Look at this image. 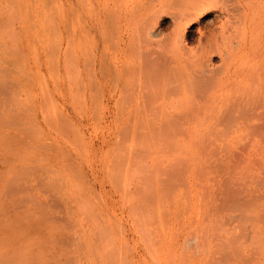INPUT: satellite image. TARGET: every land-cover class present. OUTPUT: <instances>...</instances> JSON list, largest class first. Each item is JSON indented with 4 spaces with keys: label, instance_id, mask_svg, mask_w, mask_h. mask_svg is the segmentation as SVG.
<instances>
[{
    "label": "rangeland",
    "instance_id": "1",
    "mask_svg": "<svg viewBox=\"0 0 264 264\" xmlns=\"http://www.w3.org/2000/svg\"><path fill=\"white\" fill-rule=\"evenodd\" d=\"M185 2L0 0L1 161L17 197L47 201L45 223L62 234L43 264H264V131L234 130V117L145 119L144 75L178 82L164 67L172 36L180 50L200 33L220 42L223 3L178 27ZM124 62L138 71L124 75Z\"/></svg>",
    "mask_w": 264,
    "mask_h": 264
},
{
    "label": "bare ground",
    "instance_id": "2",
    "mask_svg": "<svg viewBox=\"0 0 264 264\" xmlns=\"http://www.w3.org/2000/svg\"><path fill=\"white\" fill-rule=\"evenodd\" d=\"M221 2L223 3V13L219 26L221 38L220 42H218L216 38H210V36L206 33H200L197 46L194 49L188 47L185 49V47V50H180L183 47L180 46V48L176 41L179 37L176 39L175 34L172 36L173 41L170 42L171 44L168 47L169 49L167 48V50L170 51L168 52V57H166V60H164L165 58L162 59L165 62L168 60L170 61V64H173L169 65V63H167L168 61L166 64L164 61L162 63L165 64V68L167 65L168 71L165 70L166 72L169 73L171 70L173 73L174 71L178 73L179 80L177 79L178 82L174 84V86L173 83H175V81L171 83L172 85L168 84V81H173L176 78V73H172V79L175 76L173 80L165 81L166 78L164 77V80L160 79L162 81L159 80L160 82L155 83L154 80L157 79V76L159 75L156 76L155 74L154 76L152 73L154 70H149V72H151V76L153 74V77H155H152L151 83V81H149L151 76L149 78L145 76L149 75L148 72L145 75L144 72H142L145 80H147L144 81V77L142 76L143 81L146 82V89H148L147 83L150 85V87L148 85L150 89L154 86L152 89L153 92L150 91L152 95H149V92L147 91L148 94H145L146 102L143 101V105L146 106L144 110L145 119H147L146 117L150 115L152 116L149 117L151 121L154 120L151 118H156V116L157 118H159L158 116H168V118L170 116V118L172 117L171 119L174 118L173 120L179 117V119L182 118V121L191 117L192 119H198L197 121H201L203 119L204 123L206 119V121H210L211 125H213L212 121L215 122L220 120L222 117L224 118L222 121H227L228 117H230V119L231 117H234L236 119V123H234V130L241 129L242 127L244 128L246 125V130L250 129L253 133L264 131V0H186L179 11L173 15V22L175 25H178V27L179 24L183 22L190 24L194 17L196 18L200 14L213 10ZM162 7H165V5ZM149 41L150 40H148V42ZM216 53L219 56L220 63L218 64V67L215 66L216 68L210 67V61H212L210 59ZM154 59L155 58H153V60ZM144 62L146 63L147 61ZM129 64L128 66H130ZM156 64L158 65L159 63ZM123 65L126 67V69H124L126 72L122 71V73L126 74L129 69L127 68L125 62ZM152 66H154V64ZM168 67H170V70ZM159 68L160 67H158V70L155 71L159 72ZM131 70L135 71L137 69H130L129 71ZM137 71L135 72L136 74ZM163 71L164 70H162V72ZM165 71L161 74H166ZM168 73L166 76L169 77ZM196 77L197 79L200 78V81H196ZM121 82L124 83L123 80ZM150 83L155 84L151 87ZM129 84L127 83V85ZM142 84L140 86L143 89L145 86ZM194 88H198V91L195 92L196 90L194 91ZM140 89L141 88H139V90ZM169 89L171 90V93ZM207 91H210L211 93L206 94ZM137 94H135V96ZM136 99L138 101V97ZM140 101V104H135H139V107L142 108L143 105L141 104V98ZM132 104H129V106ZM136 107L132 109L130 108V112L132 111L133 115L138 114V122L142 123L140 120L141 113L139 116V112L140 110L142 111V109L138 108V106ZM128 109L129 108L127 107V110ZM133 109L136 110L135 114V110L133 111ZM209 110H211L212 113H210ZM130 115L133 119V115ZM143 116L144 115L142 114V117ZM138 117L136 118L138 119ZM234 118L233 120L231 119L232 122H234ZM247 120H251V123L253 124L248 125L247 123H249V121ZM255 120H259L260 124L259 121H257V123L255 122V124ZM145 121L147 123V120ZM150 122H148V124ZM148 124H146V126H148ZM198 124L202 125L200 122ZM150 125L152 126L151 123ZM229 125L230 123H228L227 126L225 125L226 128H228V131L233 127H230ZM160 127L155 128L159 131L163 130L162 127H164V123L162 127ZM155 128H153V130ZM198 128L196 130L195 128H189L185 129V131H192L194 133V131H199ZM243 128L241 130H243ZM208 129H211V127ZM208 129L203 131L207 132ZM227 130L223 129L222 132L226 133ZM159 131L156 132L159 133ZM178 131L179 128L177 132ZM250 132H248V134H251ZM2 158L3 154L0 152V264H43L42 258L44 252H50L51 255L59 257L62 249V234L58 230V227L53 230L49 224L45 223L46 217L48 216L45 208L49 205V203L42 200L31 203L28 200L19 199L16 195L17 186L14 181L13 162L7 157L5 158V162H2ZM2 168H6V173L1 171ZM53 208L52 220L59 226L61 221L60 206L54 204Z\"/></svg>",
    "mask_w": 264,
    "mask_h": 264
}]
</instances>
